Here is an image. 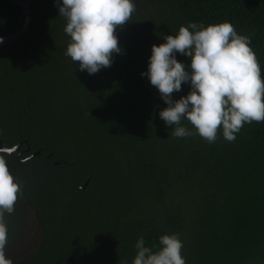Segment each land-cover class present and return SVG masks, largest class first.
Masks as SVG:
<instances>
[{"label": "trees", "instance_id": "1", "mask_svg": "<svg viewBox=\"0 0 264 264\" xmlns=\"http://www.w3.org/2000/svg\"><path fill=\"white\" fill-rule=\"evenodd\" d=\"M133 2L132 20L115 32L122 53L96 74L65 55L71 38L55 0L35 2L27 32L0 49V138L21 144L0 160L23 189L5 216L6 257L132 264L140 237L155 251L161 235L176 233L185 264H264V122L246 123L234 142L222 129L213 143L174 137L175 126L159 117L166 103L141 75L164 34L229 21L251 38L264 79V0ZM24 22L21 5L0 0V37ZM189 90L182 83L173 99ZM182 126L195 131L187 120ZM28 209L39 238L15 260L9 253Z\"/></svg>", "mask_w": 264, "mask_h": 264}, {"label": "clouds", "instance_id": "2", "mask_svg": "<svg viewBox=\"0 0 264 264\" xmlns=\"http://www.w3.org/2000/svg\"><path fill=\"white\" fill-rule=\"evenodd\" d=\"M59 16L64 17L65 33L71 40L65 55L81 71L90 75L111 67L113 55L121 54L117 27L123 29L136 11L133 0H55ZM0 37V42H2ZM164 42L153 44L146 72L150 84L158 89L167 107L159 117L171 128L174 137L199 135L209 143L223 138L234 142L243 126L264 122V79L253 51L251 38L239 34L229 21L203 26L196 22L181 25L175 35L164 34ZM177 53L190 58V65L176 58ZM190 90L179 99L173 93ZM187 120L195 131L182 126ZM23 189L0 160V264H13L6 257L8 227L6 214L15 211ZM132 264H185L183 243L178 234L159 237V247L146 246L140 237Z\"/></svg>", "mask_w": 264, "mask_h": 264}, {"label": "rangeland", "instance_id": "3", "mask_svg": "<svg viewBox=\"0 0 264 264\" xmlns=\"http://www.w3.org/2000/svg\"><path fill=\"white\" fill-rule=\"evenodd\" d=\"M22 224V229L19 233L20 236L13 243V249L11 248L12 250L9 253L15 260L23 258L25 254L32 251L39 238V222L31 209H28V217Z\"/></svg>", "mask_w": 264, "mask_h": 264}, {"label": "water", "instance_id": "4", "mask_svg": "<svg viewBox=\"0 0 264 264\" xmlns=\"http://www.w3.org/2000/svg\"><path fill=\"white\" fill-rule=\"evenodd\" d=\"M19 5L22 6L24 12H25V22L22 25V27L14 32L11 33L9 35L6 36H2V42H0V49L6 45L12 44L14 42H16L17 40H19L20 38H22L24 36V34L27 32L30 22H31V18H32V5L37 2L38 0H11ZM60 2L62 3V0H60ZM23 54V50H19L15 57H14V61L19 58L21 55ZM21 147V144H18L12 148L7 147L3 144L2 139L0 138V152H8V153H13L15 151H17L19 148ZM89 181H87L84 185L83 188H85L87 186Z\"/></svg>", "mask_w": 264, "mask_h": 264}]
</instances>
